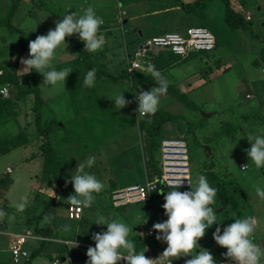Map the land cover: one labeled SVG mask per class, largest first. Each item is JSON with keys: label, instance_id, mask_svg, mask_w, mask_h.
I'll use <instances>...</instances> for the list:
<instances>
[{"label": "rangeland", "instance_id": "1", "mask_svg": "<svg viewBox=\"0 0 264 264\" xmlns=\"http://www.w3.org/2000/svg\"><path fill=\"white\" fill-rule=\"evenodd\" d=\"M14 1L0 0V88L9 87L8 95L4 98L0 96V101L15 107L14 115L0 119V142L7 141L20 132L23 137L22 144L0 155V190L9 189L4 199H0V206L8 208L4 211L8 214L6 217H9V227L21 231L25 225L35 221L36 216L44 211L46 203L51 201V213L63 217L67 206L64 200L74 194L73 186L71 183L66 186L65 180H70L77 165L86 164L91 156L95 157V162L91 168L86 166L85 171L102 181L104 190L96 195L91 207L84 209L82 221L65 218L56 222L52 220L48 224L50 229L58 231L59 237L69 241L76 240L80 243L78 248L86 254L87 248L84 246H95L92 234L107 231L106 226L95 224L97 217L103 215L109 220H120L133 228L129 239L135 244L137 252L146 245L154 256L157 255V250L164 251L162 246L165 244L155 239L156 232L152 238L145 235L153 224L167 219L159 198L152 196L151 202L118 209L111 206L110 202V195L115 189L142 184L145 177L150 178L147 153L149 143L143 126L145 117H137L135 96L141 90H150L152 86L142 83L138 89L131 90V83L125 76V67L133 58L138 43L149 36L181 32L184 28L200 25L216 34V49L211 54L177 61L178 64L168 69L169 71H163L169 84L187 91L186 97L192 105L179 101L169 93L162 96L158 109L171 119L164 118L158 129V137L186 141L193 185L199 175L207 177L211 173L220 183L230 182L233 191H236L232 195L226 193L230 204L217 198L216 204L212 205L220 224L207 230L206 236L199 241L200 247L210 250L216 261L223 260V254L227 250L219 247L212 238L216 227L219 226L222 232L234 219L249 215L257 219L255 242L264 247V201L255 194L256 185L264 188V167L257 169L246 154V150L250 148L249 135L260 134L264 123L256 124L251 119L243 122L240 118L243 113L251 115L253 120L264 115V79L260 73L264 64L258 60V52L264 47V14L256 8L254 0H244L249 6L248 13L252 21L247 24L246 29H238L236 32L228 31L222 24L224 10L220 0L206 3L201 14L185 10L183 0L20 1L12 23L24 33L27 45L36 36L46 35L49 29H54L53 22L50 23L46 17H62L68 11L69 14H82L84 9L92 6L97 15L103 18L104 24L100 32L107 43L102 50L92 54L102 71L115 79L96 76L95 85L91 88L84 86L83 80L87 72L76 62L69 44L66 50L63 47L57 49L56 59L53 61L56 70L71 69L72 73L65 84L42 85L44 78L39 73L21 72L23 66L20 61L16 72H13L12 65L19 39L17 34H11L5 29L2 21ZM43 6H48L54 15L45 13ZM135 30L143 31L144 37L136 34ZM122 35H125L127 44ZM28 51L26 46L22 58L28 57ZM255 59L258 60V65L253 64ZM35 75L41 79L40 94L44 99L40 110L41 126L50 129L48 138L56 150L59 163L65 165L60 173L62 184H54L53 187L41 181L43 159L40 145L44 138L38 136L33 124V96L18 99L17 86L13 83L15 79L18 87H30L34 84ZM121 92L132 103L117 111L111 99ZM247 95L251 99H246ZM258 97L262 102L260 107L257 105ZM229 116L236 120L231 124L235 133L230 138L217 135L218 130L228 127L224 124L229 122ZM238 124L240 130L237 129ZM245 164L249 167L241 170L240 166ZM7 169L11 171L10 174L6 172ZM11 183L13 185L9 186ZM188 190L190 189L180 191ZM21 197L28 199L24 212L16 210ZM65 225L71 230L64 231ZM5 247V239L0 237V264H15ZM37 247L34 242L26 245L30 252ZM72 248L74 247L71 245L48 243L45 252L58 253L59 262L65 257L63 264H70ZM176 261L184 264V258ZM51 262L43 255L34 258L31 264ZM17 264L25 263L20 261Z\"/></svg>", "mask_w": 264, "mask_h": 264}, {"label": "clouds", "instance_id": "2", "mask_svg": "<svg viewBox=\"0 0 264 264\" xmlns=\"http://www.w3.org/2000/svg\"><path fill=\"white\" fill-rule=\"evenodd\" d=\"M54 29H49L46 35H38L28 43V57L21 58L23 73L35 71L44 79L42 85L56 86L65 84L72 73L70 68L56 70L53 61L56 59L57 49L68 47L66 37L77 36L84 44V51L96 53L102 50L107 43L100 29L104 24L102 17L97 15L92 6L77 12H66L61 19L54 22ZM155 80L156 85L148 91L141 90L135 96L138 104L137 117H151L159 108L160 98L167 94L168 79L155 65L149 63L145 69ZM96 80V69H90L83 80L85 87H93ZM117 111L129 106L132 101L125 98L123 92L116 94L112 99ZM250 148L246 150L251 164L257 169L264 167V129L258 135H249ZM95 157H88L86 164L77 165L75 174L70 180H65V185L71 183L74 194H70L64 201L77 211L92 206L96 195L100 194L105 185L94 174L85 171L91 168ZM249 167L243 166V170ZM185 178L176 176L171 181L172 190L166 194L159 191L164 197L162 208L167 219L153 224L152 231L156 232L155 239L167 245L162 254L155 259L145 256L146 251H136V246L129 239L133 228L120 220H109L100 215L95 220L98 226H106L107 231L93 233L91 239L95 246H89L86 251V264H173L174 260L184 258V264H217L211 251L200 247L199 241L206 236L207 230L213 225H219L218 215L212 205L216 204L217 189L210 185L204 175H199L196 184L187 180L190 190L180 191L184 186ZM255 194L264 201V188L255 186ZM145 195L144 199L146 198ZM28 205L27 197H21V202L16 205L18 212H24ZM7 216V212L0 208V220ZM54 217L45 215L43 222L51 224ZM234 222L223 228L216 227L213 233L215 243L226 249L223 258L230 264H264V247L255 242L257 219L254 216L236 218ZM147 223V221L145 222ZM65 225L64 231H70ZM143 235L142 233H137ZM68 243L78 248L75 241ZM190 257V258H189Z\"/></svg>", "mask_w": 264, "mask_h": 264}, {"label": "trees", "instance_id": "3", "mask_svg": "<svg viewBox=\"0 0 264 264\" xmlns=\"http://www.w3.org/2000/svg\"><path fill=\"white\" fill-rule=\"evenodd\" d=\"M209 1L212 0H196V2L194 3L183 4L182 6L185 10L191 12H197L201 14L204 10L205 3ZM18 2L19 0H15L10 5L5 18L2 21V24L6 27V29L11 34H17L19 39L17 44L15 60L12 65L13 72H16L19 60L26 52V42L24 39V33L20 29L15 27L11 22V19L16 10ZM220 2L223 4L224 22L229 26V28L246 29L248 23L245 21L242 15H239L236 12H234V10L231 8L229 0H220ZM42 8L45 11H47L49 14L54 15L53 11L48 6H43ZM57 19L59 20L61 19V17H57ZM75 37H76L75 35H73L72 37H66V42L70 43L71 46L76 51L77 53V57L75 59L76 62L80 64L86 72H88L92 68H95L96 76H104L114 80L115 77H113L106 71H102L101 69L102 67H99L96 64L93 54L84 51V44L80 42V40L75 39ZM203 55H207V54H203ZM196 56L198 55H191L186 60H190ZM260 60L264 64V48L260 52ZM177 61L178 59L176 57L172 56L170 53L164 50L157 49L156 51H154L153 65H155L156 69L160 70L162 74L163 71L172 68L175 64H178ZM253 64L258 65V62L253 61ZM125 76L127 79H129L131 83V90L138 89L142 83H147L152 87L157 86L155 80L151 77L149 73L148 74L135 73L130 75L125 71ZM13 83L14 85L17 86L18 99H23L24 97L29 95L33 96V106H32V112L34 114L33 124L36 128L38 136L44 138L43 143L40 145L41 155L43 159L42 170H41V181L46 183V185L49 187H53L54 184L61 185L63 179L60 173L64 170L65 165L59 163L56 155V150L54 149V147L51 144V141L48 138V133L50 132V129L41 126L40 110L43 104V99L40 94L41 79L37 75H35L34 84L30 87H22V88L18 87V84L15 79ZM167 93H169L179 101L184 102L185 104L192 105L188 101L186 95L182 93L179 89H177L174 85L169 84ZM14 114H15L14 105L8 102L0 101V119L4 117H10ZM164 118L171 119L168 114L158 109V111L154 115H152L150 118L145 117V120L143 121V126L145 127L146 135L149 143L147 153H148V166H149L150 178L156 173L155 154L159 144L158 129L160 128ZM224 125H228V127H226L225 130L220 129L216 133L217 135L219 136L225 135L229 137L235 133V129L232 127L230 122L225 123ZM22 141H23V137H22V133L20 132L14 137L10 138L9 140L0 142V155L6 154L10 150L18 147L20 144L23 143ZM206 176L210 185L217 189L216 199L218 198L225 200L228 202V204H230V201H228L226 198V193L228 192L231 195L233 194L232 184L230 182L220 183L219 180L211 173H208ZM163 191L165 192V194L168 192V190H163ZM153 196L159 198L162 207L164 203V197L159 195L158 193L154 194ZM52 207H53V201H51V203H46L44 211L38 217L41 218L44 215V213ZM34 230L35 232L40 233L44 236L47 237L51 236L48 228H44V229L38 228ZM38 254H39V249L30 252L29 260L36 257ZM26 264H28V262Z\"/></svg>", "mask_w": 264, "mask_h": 264}, {"label": "built area", "instance_id": "4", "mask_svg": "<svg viewBox=\"0 0 264 264\" xmlns=\"http://www.w3.org/2000/svg\"><path fill=\"white\" fill-rule=\"evenodd\" d=\"M75 39H78V37L76 36ZM215 48V36L209 29L200 25L184 28L181 32H166L153 35L138 43L137 48L133 52V58L126 65V73L130 75L135 73L148 74L145 69L149 63L153 64L154 51L157 49L164 50L176 57L178 61H182L191 55L211 54L215 51ZM260 73L264 79V66L260 68ZM8 93V86L0 88L1 97H6ZM158 143V149L155 154L156 173L151 178L145 179L142 184H133L112 191L110 195L112 206L124 207L151 202L152 196L159 191L172 190L170 181L176 176H183L186 179L184 186L179 190L189 189L187 180L191 182L192 176L191 161L186 141L184 139H159ZM240 168L243 169V166L241 165ZM7 172L9 173L10 170ZM146 194L147 196L144 199ZM83 213L84 209L77 211L75 208H70L68 204L66 206V215L70 220H80ZM155 234L152 231V227L147 230V235L155 236ZM29 242L38 244L56 242L64 246L70 245L69 241L44 236L35 232L34 229L13 233L9 239V252L15 262L29 259L30 251L26 248ZM88 247L86 246V248ZM145 256L149 257L146 253ZM51 264L63 263L59 262L57 258ZM119 264H125V262L121 261ZM173 264L180 263L174 260ZM217 264H230V262L223 259L217 261Z\"/></svg>", "mask_w": 264, "mask_h": 264}, {"label": "crops", "instance_id": "5", "mask_svg": "<svg viewBox=\"0 0 264 264\" xmlns=\"http://www.w3.org/2000/svg\"><path fill=\"white\" fill-rule=\"evenodd\" d=\"M20 1H23V0H19V2ZM80 1H85V2H89V0H80ZM18 2V3H19ZM183 2H184V4H191V3H194V2H196V0H183ZM209 2H211V1H209ZM229 2H230V5H231V8L234 10V12H236L237 14H239V15H242L243 16V18L245 19V21L248 23V24H250V22L252 21V18H251V16H250V14L248 13V9H249V6H247V4L245 3V1L244 0H229ZM208 3V2H207ZM206 4V3H205ZM254 4H256V8L259 10V11H261L263 14H264V0H254ZM17 6H18V4H17ZM224 10V9H223ZM263 10V11H262ZM45 11V10H44ZM45 13H47V14H49L47 11H45ZM51 15V14H50ZM6 16V15H5ZM46 18H48V20H49V22L51 23V22H53V25H52V28H54L55 27V21H57L58 19H57V17L56 16H54V17H46ZM11 22H12V19H11ZM1 23V22H0ZM13 24V23H12ZM222 24L224 25V26H226V28H227V30L228 31H233V32H236L239 28H235V29H230L229 28V26L222 20ZM15 26V25H14ZM16 27V26H15ZM6 29V28H5ZM110 30H112V29H110ZM143 31H144V29H143ZM143 31H141V30H135V33L136 34H138L140 37H144V35H143ZM213 33V35L214 36H216V34L214 33V32H212ZM153 35H156V34H153ZM123 36V41H124V43L125 44H127L126 43V41H125V35H122ZM152 36V35H151ZM150 37V36H149ZM217 37V36H216ZM68 43V42H67ZM70 46H71V44L70 43H68ZM26 46H28L27 45V42H26ZM71 48V50H72V53H73V55L75 56V58L77 57V53H76V51L74 50V48L71 46L70 47ZM264 48V47H263ZM263 48H261V50L263 49ZM261 50L258 52V55H259V59L258 60H260V52H261ZM23 57V56H22ZM21 57V58H22ZM20 58V59H21ZM257 59H255L254 61H258ZM20 61V60H19ZM127 65V64H126ZM127 67V66H126ZM125 67V68H126ZM169 71V70H168ZM166 74V73H165ZM164 75V74H163ZM42 86V85H41ZM175 86V85H174ZM176 87V86H175ZM177 88V87H176ZM178 89V88H177ZM182 93H184L186 96L188 95V93H187V91H183V90H180ZM260 97V96H259ZM259 97H258V99H257V105H259V107L261 106L260 104L262 103L261 101H259L260 99H259ZM43 99V98H42ZM246 99H251V96H249V95H247L246 96ZM43 104H44V99H43ZM43 104H42V106H43ZM42 106H41V108H42ZM245 109V108H244ZM242 113V112H241ZM252 116L251 115H248V114H246V113H243V114H241L240 115V118H241V121H246L247 119H251L253 122H256V124H261V123H264V115H260V116H258L257 117V119H252L251 118ZM227 120L229 121V122H231V124L233 123V122H236V120H234V119H232V117L231 116H229L228 118H227ZM237 126V125H236ZM237 129H239L240 130V126H239V124H238V127H237ZM219 131V130H218ZM227 137V136H226ZM230 137H232V135L231 136H229V138ZM241 169V168H240ZM9 169H7L6 170V172L8 171ZM241 170H243V169H241ZM263 173H264V171H262ZM11 173V171L9 172V174ZM7 174V173H6ZM148 177H145L144 178V180L145 179H147ZM13 185V183H11L9 186H12ZM124 187H126V186H124ZM122 188V187H121ZM8 191H9V189L7 190V191H1L0 190V199L1 200H3L4 199V197L7 195V193H8ZM233 193L235 194L236 193V191H233ZM2 197V198H1ZM252 199V198H251ZM111 202V201H110ZM111 206H112V204H111ZM114 207V206H113ZM125 207V206H124ZM0 208H3V210L4 209H8L7 207H3V206H0ZM114 208H116V209H118L119 207H114ZM53 211V207L52 208H50V209H48L45 213H44V215L41 217V218H39L38 216L42 213H40V214H38L36 217L37 218H35L34 220L35 221H33V222H31L30 224H28V225H25V228L24 229H22L21 231L19 230V231H15L14 230V227H9L10 226V224H9V217H5V218H7V220H2V223H0V237L1 238H3V239H5V244H6V247H5V249H6V252H8L9 254H10V252H9V239H10V236L13 234V233H21V232H23V231H25V230H27V229H44V228H48L49 229V231H50V238H53V239H61V240H65V241H69V240H67V239H64V238H62V237H59V235H58V231H55V232H53L51 229H50V227L48 226V224L47 223H44L43 222V218H44V216L45 215H51L52 217H54V219H53V222H56L58 219H67V220H70V219H68L67 218V215H66V210H65V212H64V216L63 217H58V216H56V215H54L53 213H51ZM7 216H8V214H7ZM253 216V215H252ZM82 217H83V215H82ZM82 219L83 218H81L80 220H76V221H82ZM152 227V226H151ZM151 227H149V228H151ZM145 235L148 237V238H152V237H154V236H149V235H147V231H146V233H145ZM76 241V240H75ZM35 243V242H34ZM49 243H56V242H49ZM78 243V242H77ZM37 244V248L36 249H32L31 250V252L32 251H34V250H37V249H39V254L36 256V257H38V256H43V255H46L52 262L55 260V259H57V257L59 258L60 257V255L58 254V253H55V254H51V253H49V252H45V247H46V244H48V243H36ZM79 244V246H80V243H78ZM71 246H73L74 247V245H72V244H70ZM91 246H93V245H91ZM165 246H166V244L165 245H163L162 246V248L163 249H165ZM34 247V246H33ZM81 247H83L82 245H81ZM94 247V246H93ZM144 247V246H143ZM85 249H86V247H84ZM73 249V248H72ZM79 249V248H78ZM80 250V249H79ZM0 251H2V249H0ZM141 251H146L145 253L150 257V258H156L158 255H161L162 254V252L163 251H160V249L159 250H157V255H153L152 254V252L148 249V247H147V245L144 247V248H142V250ZM84 252V251H83ZM85 253V252H84ZM10 257H11V255H10ZM36 257H34V258H36ZM34 258H32L31 260H27V261H24V260H19V261H17V262H15L13 259H12V257H11V259H12V262L13 263H15V264H17V263H19L20 261H24V263L26 264L27 262H28V264H31L32 263V260L34 259ZM219 261V260H218ZM51 262V263H52ZM180 264H182V263H180Z\"/></svg>", "mask_w": 264, "mask_h": 264}, {"label": "water", "instance_id": "6", "mask_svg": "<svg viewBox=\"0 0 264 264\" xmlns=\"http://www.w3.org/2000/svg\"><path fill=\"white\" fill-rule=\"evenodd\" d=\"M205 149L207 150V148ZM65 261H66L65 257L61 258L62 263H64ZM86 261H87V256L83 251L79 250L78 248L71 249L69 255L70 264H78L80 262H86Z\"/></svg>", "mask_w": 264, "mask_h": 264}]
</instances>
